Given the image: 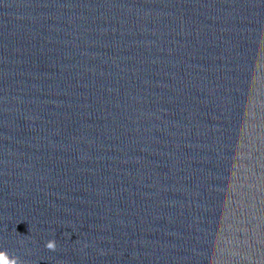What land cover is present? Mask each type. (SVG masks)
Wrapping results in <instances>:
<instances>
[{
    "label": "water",
    "instance_id": "95a60500",
    "mask_svg": "<svg viewBox=\"0 0 264 264\" xmlns=\"http://www.w3.org/2000/svg\"><path fill=\"white\" fill-rule=\"evenodd\" d=\"M0 255L264 264V0H0Z\"/></svg>",
    "mask_w": 264,
    "mask_h": 264
},
{
    "label": "clouds",
    "instance_id": "9594fccd",
    "mask_svg": "<svg viewBox=\"0 0 264 264\" xmlns=\"http://www.w3.org/2000/svg\"><path fill=\"white\" fill-rule=\"evenodd\" d=\"M45 247L48 250L55 251L57 247L56 241L54 239L49 240L48 242H46ZM0 264H8V262L4 260L2 255H0ZM13 264H24V261L19 257H13Z\"/></svg>",
    "mask_w": 264,
    "mask_h": 264
}]
</instances>
